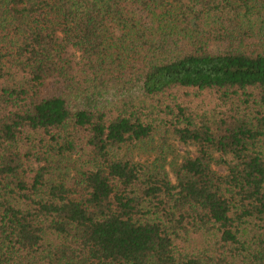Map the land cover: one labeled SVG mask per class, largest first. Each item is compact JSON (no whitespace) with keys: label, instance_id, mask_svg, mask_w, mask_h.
<instances>
[{"label":"trees","instance_id":"1","mask_svg":"<svg viewBox=\"0 0 264 264\" xmlns=\"http://www.w3.org/2000/svg\"><path fill=\"white\" fill-rule=\"evenodd\" d=\"M0 264H264V0H0Z\"/></svg>","mask_w":264,"mask_h":264},{"label":"rangeland","instance_id":"2","mask_svg":"<svg viewBox=\"0 0 264 264\" xmlns=\"http://www.w3.org/2000/svg\"><path fill=\"white\" fill-rule=\"evenodd\" d=\"M181 101L189 104L194 111L209 110L216 104L215 98L207 92H195L188 90L187 95H181ZM163 147L166 150L167 168L169 169V163L179 162L187 155H194L196 147L191 143H183L179 141L176 136L171 133L157 134L151 142V148ZM154 151H148L140 149L135 152V158L140 161H149L154 157ZM213 168L220 173H225L226 170L223 166L213 164ZM173 178V176H172Z\"/></svg>","mask_w":264,"mask_h":264}]
</instances>
